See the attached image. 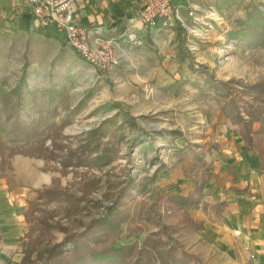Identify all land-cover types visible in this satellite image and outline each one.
Listing matches in <instances>:
<instances>
[{
  "label": "rangeland",
  "instance_id": "374dc122",
  "mask_svg": "<svg viewBox=\"0 0 264 264\" xmlns=\"http://www.w3.org/2000/svg\"><path fill=\"white\" fill-rule=\"evenodd\" d=\"M221 1L201 4L204 15L209 16L210 11L217 15V18L207 17L208 20L198 23L207 29L193 23L191 25L198 27V32L191 26L187 27L186 33H177V59L180 64L188 63L192 75L186 78L180 76L174 82L164 66L159 80L132 79L129 73L138 74L144 70L132 63L130 52L123 46L115 49L114 59L105 69L94 68L67 45L65 50L61 49L56 54L45 33L40 31L37 32L45 39L33 42L27 56L22 50L0 48V137L7 145H13L15 138L9 134L10 126L5 122L1 100L10 96V90L25 71L28 89L38 96L55 88L56 98L51 108H57V115L53 116L45 110L47 124H60L68 111L65 108L80 106L78 113L70 117L60 141L71 149L76 150L82 145L87 134L105 120L117 116L106 136L99 141L100 145L95 146L97 142L91 145L92 158L108 150V155L114 158L110 165L63 169L59 161L39 159L44 161L42 170L51 176L50 184L44 185L41 190L52 187L56 180L69 196L77 199L85 197V201L40 199L38 191L41 190L36 191L40 202L31 210L30 221H26L23 229V236L28 237L26 234L32 228L34 236L31 239L39 240L34 244L35 252L42 251L48 244L60 243L64 238V233L58 229L44 228L40 224L42 218L54 216L48 218L53 226L58 222L71 231H80L91 220L107 215L108 208L113 206L121 191L129 188L133 199L125 201L126 205L122 204L121 209L128 206L135 218L130 224L122 226V233L116 241L118 246L131 245L134 248L126 264H135L136 260H141L142 264H160L161 256L170 246L175 248V255H180L181 251L189 254L191 264H233L228 258L212 252L209 257L195 256L190 248L186 249V228L194 231L198 226L188 217L191 210L169 209L166 198L172 194H167L164 183V180H169L171 171L183 163L189 165L187 174H191L195 181H203V167L199 164L193 166L189 156L179 161V150L195 145L201 146L197 148L198 152L207 147L212 149L222 141L223 136L233 139V133H239L238 127L226 119L219 101L199 97L193 83L203 84L206 76L205 73L193 72L189 65L193 63L198 70L205 66L217 79L235 81L234 87L237 86L236 81L251 84L264 82V49L242 42L233 43V39L227 37L228 32L238 28L235 24L237 20H246L244 7L257 6L264 13V0H229L232 6H222ZM219 10L225 11V18L219 16ZM219 25L226 26L225 30L229 31L219 32ZM188 37L203 41L197 42L199 51L190 45ZM181 38H186L191 56L184 62L179 60ZM26 57L30 63L25 60ZM26 63L30 66L29 70H25ZM148 69L145 67V71ZM22 91L25 93V88ZM10 98L15 99L13 96ZM38 118V114L32 111L22 113V119L28 125H33ZM254 127L258 129L259 124ZM206 138H209L206 142L200 141ZM261 141L264 146V137ZM46 145L51 146V142L47 141ZM130 180L132 184L128 183ZM12 186L9 185L10 188ZM200 209L203 208L197 210ZM162 227L168 228V234L161 231ZM26 248L11 260V264L21 263ZM236 251L241 264H252L249 254H244L239 246Z\"/></svg>",
  "mask_w": 264,
  "mask_h": 264
},
{
  "label": "crops",
  "instance_id": "0c3cea01",
  "mask_svg": "<svg viewBox=\"0 0 264 264\" xmlns=\"http://www.w3.org/2000/svg\"><path fill=\"white\" fill-rule=\"evenodd\" d=\"M215 1L220 0H173L184 25L174 22L153 29L144 28L140 21L145 0H75L74 8L79 24L91 30L93 45L100 46L116 38L128 49L132 63L144 70L138 74L129 73L132 79L159 80L164 66L174 82L180 76L192 75L188 63L180 64L177 59L179 28L193 27L196 32L198 27L207 29L198 23L197 28L191 25L193 21L188 12L201 7L204 2L214 4ZM218 14L222 18L226 16L224 10ZM225 27L219 25L217 29L226 33L229 29L225 30ZM41 33L33 29L27 0H0V48L22 50L27 56L33 42L45 39ZM47 40L56 54L66 48L60 36ZM188 40L195 51H199L197 42L203 41L191 40V37ZM232 41L240 44L239 40ZM25 60L30 63L27 57ZM145 67H149L148 71ZM217 114L221 118L219 112ZM227 137L223 136L205 157L207 164L202 169L204 176L201 179L207 180L206 188H210L211 193L206 209L188 213L198 229L186 228V249L190 248L195 256L209 257L212 252L228 258L233 264H241L236 251L239 246L244 254H249L252 264H264L263 161L258 151L245 147L239 133H233V139ZM42 165L44 161L22 155L0 156V264H11L34 236L32 228L26 234L28 237L23 236V229L26 221H30L31 210L40 202L36 191L51 182V176L42 170ZM188 168L189 165L183 163L171 171L169 180H164L167 194L187 196L194 191L196 181L187 174ZM222 203L224 206H218Z\"/></svg>",
  "mask_w": 264,
  "mask_h": 264
},
{
  "label": "trees",
  "instance_id": "16d2710c",
  "mask_svg": "<svg viewBox=\"0 0 264 264\" xmlns=\"http://www.w3.org/2000/svg\"><path fill=\"white\" fill-rule=\"evenodd\" d=\"M222 6H232L229 0H222ZM246 11V20H237L235 24L237 29L228 32L227 37L231 40H239L251 47L264 49V13L257 6L244 7ZM220 13V10H219ZM186 30L179 28L181 33ZM48 39L54 38L53 34L45 33ZM191 59L187 48L186 38H181L179 42V60L186 61ZM25 64V70L28 68ZM190 69L196 73H205L203 84L194 82L193 85L198 89V95L203 99H214L220 102L221 110L227 120L238 127V132L245 143L248 150H255L263 161L264 167V146L261 145V139L264 137V82L244 83L236 81L237 86L234 87L235 81H223L216 78L209 68L202 66L200 71L189 65ZM25 88V93L23 89ZM10 96L15 99L12 100ZM10 96L1 100V107L5 122L9 124V134L14 136L15 143L11 146L7 145L0 137V156L2 158H12L15 155L24 157L43 159L46 161H59L63 169L69 167L79 168L82 166L103 167L110 165L114 158L108 155V150L98 157L92 158V143L97 142L95 146H99V141L104 138L112 125L116 121V117L105 120L99 127L87 134L83 144L76 150L65 146L62 141L63 131L69 123L70 117L76 115L80 109H68L65 119L56 124L52 122L47 124L44 118V111L57 115V108L52 109L51 106L55 102V88L46 90L40 96L36 92L28 89L26 71L23 73L19 82L10 90ZM43 100V102H42ZM47 108V109H46ZM32 111L39 116V120L33 125H28L22 119V113ZM255 124H259V128L255 129ZM177 134V132H173ZM136 138L135 140H137ZM47 141L51 142V146H47ZM201 146H188L185 150H179V161L191 157L193 166H206L205 157L211 149L197 151ZM66 150V153H64ZM55 186L46 187L39 192V198H47L51 201L59 200H75L78 203L85 201V197L75 198L69 196L65 188L55 180ZM132 184V180L128 182ZM207 180L195 182V189L187 196L180 193L172 194L166 198L169 209L187 212L189 210H197L199 208L206 209L207 199L210 196L211 189L206 188ZM133 199V195L129 188H124L119 196L115 199L113 206L108 208V214L91 220L87 225L83 226L80 231H71L60 223L54 226L48 218L41 219L40 224L47 229H58L64 233L63 241L54 245H46L42 251L35 252L36 245L29 238L30 244L26 245V251L20 264H126L131 257L134 248L131 245L118 246L116 241L122 233V226L130 224L134 220V213L124 207L127 200ZM124 201V202H123ZM218 206H224V203ZM50 218V219H52ZM133 219V220H132ZM150 221V217H147ZM165 234H168V228H160ZM133 231V230H132ZM131 231V232H132ZM170 239V236H168ZM175 248L170 246L165 254L160 258V264H191V256L184 251L180 255H175ZM36 256L34 257V254ZM135 264H142L141 260H136Z\"/></svg>",
  "mask_w": 264,
  "mask_h": 264
},
{
  "label": "built area",
  "instance_id": "2783aa9c",
  "mask_svg": "<svg viewBox=\"0 0 264 264\" xmlns=\"http://www.w3.org/2000/svg\"><path fill=\"white\" fill-rule=\"evenodd\" d=\"M74 4L75 0H27V8L33 19V29L62 37L66 45L80 58L94 68L105 69L114 59L115 49L120 48L122 44L116 38H111L100 46L93 45L92 32L79 24ZM203 13L204 10L197 7L192 8L188 16L194 24L203 23L208 20L207 17L217 16L214 11H210L209 16ZM139 17L144 28L149 29L174 22L184 25L179 8L173 0H145Z\"/></svg>",
  "mask_w": 264,
  "mask_h": 264
}]
</instances>
